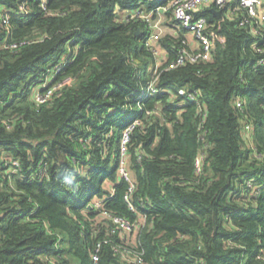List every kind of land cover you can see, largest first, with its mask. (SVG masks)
<instances>
[{
    "label": "trees",
    "instance_id": "1",
    "mask_svg": "<svg viewBox=\"0 0 264 264\" xmlns=\"http://www.w3.org/2000/svg\"><path fill=\"white\" fill-rule=\"evenodd\" d=\"M171 1L0 0V264H133L114 250L130 242L145 264H264L263 56L239 24L246 11L218 15L212 3L198 11L212 59L165 68L188 32L169 8L179 33L160 39V90L143 100L141 59H151L148 82L156 59L134 15L156 18ZM67 78L36 101L44 83ZM135 103L133 210L119 163ZM103 210L144 224L111 233Z\"/></svg>",
    "mask_w": 264,
    "mask_h": 264
},
{
    "label": "built area",
    "instance_id": "2",
    "mask_svg": "<svg viewBox=\"0 0 264 264\" xmlns=\"http://www.w3.org/2000/svg\"><path fill=\"white\" fill-rule=\"evenodd\" d=\"M214 3L219 10H227V14L235 15L241 10L246 11L245 18L239 21V24L243 27L249 28L251 35L255 38L252 42L251 47L263 57H261L258 62L264 64V44L260 45L264 41V0H172L170 5L159 7V14L154 18L152 12L136 11L134 16H138L144 19L150 27V32L146 37L147 49L153 54L156 59L155 68H153V77L147 83L145 96L154 95L159 93L158 79L161 73L162 65L166 62V57L168 56L167 50H165L160 39L166 34L165 20L159 17L167 9L172 8V13L174 19L178 22L179 26L191 32L196 43H192L188 38L183 39L184 47L179 50L178 56L168 62L165 68L172 69L187 63H200L209 61L213 57L214 42L212 41L211 31L209 30L208 19L205 15L198 14V11L204 5H210ZM22 8H24L22 6ZM173 33L178 34V29H172ZM259 40V41H258ZM18 44H12L10 47H16ZM58 65L57 67H59ZM71 79L67 78L64 82L57 83L52 87H48L49 84L44 83L43 88H47L42 92L41 88L36 91L35 99L37 102H45L51 99L56 92L64 83L69 82ZM162 90H167L166 88ZM180 95L186 97L191 93H187L186 90L181 89L178 92ZM236 105L239 107L243 106V101L240 97H237ZM139 120L136 118L131 119L130 123L125 127L121 137V149H120V163H119V173L121 176L126 178L129 185V192L126 194V200L130 207L135 210L136 207L132 200V194L136 188L135 180L129 169V155L128 147L131 141L132 133L139 124ZM249 129L250 125H246ZM18 165V162H14ZM98 207H101L99 201L95 203ZM103 219H108L111 222L112 227L110 228L111 233H115L117 229H120L123 234L136 233L139 228L144 224V220L140 219L136 222H131L129 219L123 218L112 214L107 210H103L101 213ZM105 240L104 242H108ZM132 243V244H131ZM133 244L136 242H130V244H119L114 247V250L120 257L127 259L133 264H145L143 257V250L137 249ZM102 248V243L99 242L92 258L94 263L99 260V252ZM122 248V249H121ZM52 264H61L57 261H52Z\"/></svg>",
    "mask_w": 264,
    "mask_h": 264
},
{
    "label": "rangeland",
    "instance_id": "3",
    "mask_svg": "<svg viewBox=\"0 0 264 264\" xmlns=\"http://www.w3.org/2000/svg\"><path fill=\"white\" fill-rule=\"evenodd\" d=\"M172 2V1H171ZM146 12V10H144ZM169 14H161L159 17H161V19L165 20V23L168 22H172V19L168 16ZM150 66H151V59L149 57H143L141 59V69H142V89H141V98L144 100L146 98L145 96V89H146V85L148 83V80L150 79ZM128 115L126 118V121H130L131 119H133L135 116H137L138 114H140L142 112V106L139 103H135L133 105H131L129 107L128 110ZM102 218V217H101Z\"/></svg>",
    "mask_w": 264,
    "mask_h": 264
},
{
    "label": "crops",
    "instance_id": "4",
    "mask_svg": "<svg viewBox=\"0 0 264 264\" xmlns=\"http://www.w3.org/2000/svg\"><path fill=\"white\" fill-rule=\"evenodd\" d=\"M164 14V13H163ZM166 30L167 31H171L172 28L169 27V25L166 26ZM186 36L187 38L192 42V43H196V39L194 37V35L191 32H186Z\"/></svg>",
    "mask_w": 264,
    "mask_h": 264
},
{
    "label": "water",
    "instance_id": "5",
    "mask_svg": "<svg viewBox=\"0 0 264 264\" xmlns=\"http://www.w3.org/2000/svg\"><path fill=\"white\" fill-rule=\"evenodd\" d=\"M214 11H215L218 15H222V14H223L221 10H218V9H215V8H214Z\"/></svg>",
    "mask_w": 264,
    "mask_h": 264
}]
</instances>
